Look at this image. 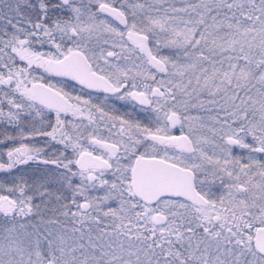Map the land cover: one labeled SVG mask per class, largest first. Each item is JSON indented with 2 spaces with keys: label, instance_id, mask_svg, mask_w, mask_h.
Here are the masks:
<instances>
[{
  "label": "snow or ice",
  "instance_id": "1",
  "mask_svg": "<svg viewBox=\"0 0 264 264\" xmlns=\"http://www.w3.org/2000/svg\"><path fill=\"white\" fill-rule=\"evenodd\" d=\"M0 121V264H264V0H0Z\"/></svg>",
  "mask_w": 264,
  "mask_h": 264
},
{
  "label": "flooded vegetation",
  "instance_id": "2",
  "mask_svg": "<svg viewBox=\"0 0 264 264\" xmlns=\"http://www.w3.org/2000/svg\"><path fill=\"white\" fill-rule=\"evenodd\" d=\"M109 18L112 19L111 17ZM114 23L118 25L119 27L123 28V26L119 25L118 22L114 21ZM33 70L34 72H37L39 74L37 75L36 80L34 82H40L43 84H56L58 87H63L65 91L70 92L73 96L79 95V96H82L84 99H91L92 103L94 104L102 103L104 101L105 95H108L109 96L108 103L115 104L116 108L119 110V113L131 112L134 118H140L143 120V113L138 111L139 106H136V108H133L131 105H128L123 101H115L114 98H112L110 94H106L100 90L87 89L79 85L77 82L72 81L69 78L59 77V76L52 75L50 73H46L44 72L42 68H36L34 66ZM157 78L159 79V77ZM193 114H196V113L194 112ZM47 118L54 122V118H55L54 113L47 112ZM66 119H71V116L66 117ZM5 127L8 128L9 132H12L13 134H15V129L12 126L6 125L4 122L0 121V130L2 131ZM172 134L180 135L179 127L172 129ZM16 142L17 141L15 142L10 141L11 144L16 143ZM31 142H32L31 144H37L40 146H43L44 144V141L41 140L39 137L32 139ZM235 151L238 153L240 152L239 149H236Z\"/></svg>",
  "mask_w": 264,
  "mask_h": 264
},
{
  "label": "trees",
  "instance_id": "3",
  "mask_svg": "<svg viewBox=\"0 0 264 264\" xmlns=\"http://www.w3.org/2000/svg\"><path fill=\"white\" fill-rule=\"evenodd\" d=\"M1 131V130H0ZM3 138L0 136V140ZM13 145L10 143V141H5L4 143H0V160H3L1 157L3 155V149L5 148H11ZM2 153V155H1ZM37 168H42V166L37 165H28V166H18L16 169H12L10 171H2L0 170V185H3V187H0V195H8L7 189L13 185L15 178L18 177L21 173L27 172L28 174H32L34 170ZM24 172H23V171ZM12 179V180H11ZM12 184V185H10Z\"/></svg>",
  "mask_w": 264,
  "mask_h": 264
},
{
  "label": "rangeland",
  "instance_id": "4",
  "mask_svg": "<svg viewBox=\"0 0 264 264\" xmlns=\"http://www.w3.org/2000/svg\"><path fill=\"white\" fill-rule=\"evenodd\" d=\"M117 4H119V0H117ZM110 19V18H109ZM111 20V19H110ZM113 23H114V21H113ZM118 26V25H117ZM37 50H40V51H51L52 49H50L49 48V46H47V45H44L42 48L40 47V46H37ZM166 52H167V50H165ZM36 73V74H35ZM37 75H39L37 72H34V70H32V73H31V77H30V79L32 78V77H37ZM5 110H7V107H5ZM37 127H39V124H37ZM32 141V139H29V140H26L25 142L26 143H29L30 145H31V142ZM13 145V147H18L19 146V141H17L16 143H13L12 144ZM8 148H5V149H3L2 151H3V155H2V153H1V155H2V159L4 160V161H6L7 160V157H6V155H4V153L6 152V150H7ZM23 171V170H22ZM24 172V171H23ZM12 180V179H11ZM10 185H12V184H10ZM11 187V186H10Z\"/></svg>",
  "mask_w": 264,
  "mask_h": 264
},
{
  "label": "water",
  "instance_id": "5",
  "mask_svg": "<svg viewBox=\"0 0 264 264\" xmlns=\"http://www.w3.org/2000/svg\"><path fill=\"white\" fill-rule=\"evenodd\" d=\"M116 22H118V21H116ZM119 23V22H118ZM50 74H52V73H50ZM52 75H55V74H52ZM56 76V75H55ZM66 78H68V77H66ZM70 79V78H69ZM36 83H40V82H36ZM95 90V89H94Z\"/></svg>",
  "mask_w": 264,
  "mask_h": 264
}]
</instances>
